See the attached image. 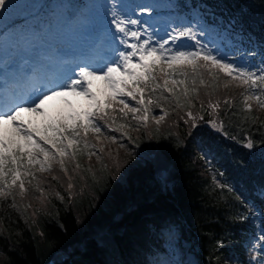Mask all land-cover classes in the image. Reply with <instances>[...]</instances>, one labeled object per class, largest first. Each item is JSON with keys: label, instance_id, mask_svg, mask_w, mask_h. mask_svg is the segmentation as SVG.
Instances as JSON below:
<instances>
[{"label": "trees", "instance_id": "1", "mask_svg": "<svg viewBox=\"0 0 264 264\" xmlns=\"http://www.w3.org/2000/svg\"><path fill=\"white\" fill-rule=\"evenodd\" d=\"M6 5L0 16L12 19L0 18V38L9 36L12 43L40 40L38 34L62 21L81 30L72 20L91 18L86 40L102 44L104 22L93 0ZM149 13L196 20L216 52L250 71L264 66V0H166ZM174 67L187 78L157 71L158 83L184 85L171 92L146 89L147 113L129 97H116L109 106L101 96L111 117L99 121L101 132L83 133L63 169L57 160L48 171L33 167L23 195L14 188V200L0 197V264H150L161 232L171 225L192 244L197 264H253V246L264 248V108L250 99L248 111L243 100L260 88L250 90L210 65L199 75L188 63ZM121 99L141 110L124 109V115Z\"/></svg>", "mask_w": 264, "mask_h": 264}, {"label": "snow or ice", "instance_id": "2", "mask_svg": "<svg viewBox=\"0 0 264 264\" xmlns=\"http://www.w3.org/2000/svg\"><path fill=\"white\" fill-rule=\"evenodd\" d=\"M6 7V0H0V9ZM123 7V5L120 6V8ZM148 10L143 9V11ZM110 14L112 17L110 23L115 27L116 32L121 34L119 42L123 45V50L116 52V59L107 61L98 68L85 63L79 67L78 72H74V78L67 77L62 80L33 84L24 92L7 90L8 82L0 81V197L13 196L14 188H18L23 195L26 191V176H35L32 171L34 165L40 166L39 171H48L52 168L51 161L57 160L63 169V158L66 155L77 154L73 148L83 140V133L89 130L100 133L103 125L99 121L107 123V119L111 118L101 106V96L108 98L109 106L116 96L129 97L144 106L143 110L147 113L148 108L145 106L144 99L146 89L151 88L155 92L157 88H162L171 92L177 83L183 86L184 80H172L170 87L169 79H165L161 85L156 75L159 71L171 77L179 71L187 78L186 71L174 67L178 62L191 65V72L195 75H199L202 68L210 65L212 68L223 70L229 77L240 80L250 90L260 88L259 93L245 96L243 103L246 110L251 111V105L247 101L254 98L264 108V66L250 71L227 62L223 57L218 58L210 49L205 51L202 42L196 40L190 28L177 31L171 39L176 41L181 37H190L196 40L195 47L199 50L184 51L178 47L171 54H166L164 45L168 41L165 40L162 43L158 41L159 47H156L150 46V39L141 40L142 33L139 29L132 30L126 27L128 24L138 25L140 22L136 19H124V13L115 3L110 9ZM161 61L167 65L166 68L159 67ZM200 61L204 63L200 64ZM24 75L31 80L35 70L25 71ZM192 83L195 84V76ZM201 83H203L202 77ZM109 89L112 91L110 96ZM192 91L195 92L196 89L193 88ZM183 95H188L187 87L183 89ZM69 97L86 98L87 107L77 111L74 101ZM51 101H59L63 107L57 108L55 112L50 111ZM119 103L123 105L120 109L121 113H124V109H128L133 114L141 110L130 107L124 99H121ZM147 103L151 104L152 100L149 99ZM65 109L68 110L67 114ZM25 114L28 115V119L25 118ZM147 118L146 114L141 117L144 121ZM162 119L163 116L157 120V124ZM49 133H55V135H49ZM49 144L55 152L50 150ZM247 146L252 147L251 142ZM41 156H43L42 159ZM260 240L264 241V236L260 237Z\"/></svg>", "mask_w": 264, "mask_h": 264}, {"label": "rangeland", "instance_id": "3", "mask_svg": "<svg viewBox=\"0 0 264 264\" xmlns=\"http://www.w3.org/2000/svg\"><path fill=\"white\" fill-rule=\"evenodd\" d=\"M166 0H125L110 1L109 4L93 0V9L95 14L104 22V35L102 36V44L96 45L86 40V30L93 27L94 20L91 18L77 22L81 26V30L75 29L68 21H62L58 27H48L47 32L38 34V39L30 40L28 43L15 41L11 42L9 36L0 38V81L10 82L8 89L14 92H24L30 89L33 84L47 83L50 81L62 80L67 77L74 78V72L79 71V67L85 63H90L95 67H101L107 61L116 59V52L123 50V45L119 42L120 33L116 32L115 27L111 25L112 19L110 9L115 3L119 10L124 13V19H136L140 23L138 25H126L132 30L139 29L142 33L141 40L150 39V46L159 47L158 41L162 43L167 40L164 45L166 54H171L178 47L180 50H199L196 45V40L202 42L205 51L211 50L213 55L218 58L223 57L227 62L233 63L237 67L240 66V61H233L227 55H221L216 52L211 43L202 36L201 26L198 21L193 20L190 23L185 17L179 16L178 13L169 15L160 13L153 17L149 12H158L163 8ZM123 5V8L120 6ZM144 8L149 9L143 11ZM1 19H12L11 16H0ZM169 18V19H167ZM50 19H53L50 16ZM190 26L196 40H185L179 38L173 41L171 37L177 31L188 29ZM41 29V25H37ZM63 32V36H56L52 32ZM151 34V35H149ZM1 37V36H0ZM190 38V37H189ZM191 39V38H190ZM131 42V41H130ZM165 64L163 61H161ZM186 63V62H185ZM182 64V63H176ZM166 65V64H165ZM245 68V67H244ZM15 69V71H12ZM35 70V75L32 79L25 78V71ZM108 95H112L111 89L108 90ZM124 98L122 96H116ZM76 105L77 111H82L87 107L86 98L69 97ZM251 100H254L251 99ZM63 107L59 101H51L49 104L50 111L55 112L57 108ZM67 109L65 113L67 114ZM28 119V115L25 114ZM55 135V133H49ZM111 140H116L115 137ZM110 141V140H109ZM15 146V145H14ZM50 150L55 152V149L49 144ZM99 154V151H98ZM43 156H41V159ZM69 156H65L64 161L68 160ZM54 161V160H53ZM51 161V162H53ZM39 169V165H34ZM262 234L261 228L258 230V235ZM162 245L152 254L150 264H197V258L194 253L192 244L181 238L179 231L173 225L166 227L161 232ZM257 251L252 254L253 264H264V248L253 246Z\"/></svg>", "mask_w": 264, "mask_h": 264}, {"label": "bare ground", "instance_id": "4", "mask_svg": "<svg viewBox=\"0 0 264 264\" xmlns=\"http://www.w3.org/2000/svg\"><path fill=\"white\" fill-rule=\"evenodd\" d=\"M26 78V77H25ZM28 79V78H27Z\"/></svg>", "mask_w": 264, "mask_h": 264}]
</instances>
